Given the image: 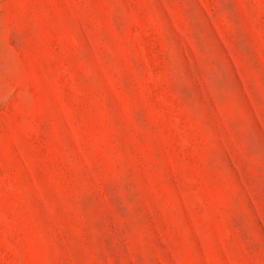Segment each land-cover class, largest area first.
<instances>
[{
  "label": "rangeland",
  "instance_id": "1",
  "mask_svg": "<svg viewBox=\"0 0 264 264\" xmlns=\"http://www.w3.org/2000/svg\"><path fill=\"white\" fill-rule=\"evenodd\" d=\"M0 264H264V0H0Z\"/></svg>",
  "mask_w": 264,
  "mask_h": 264
}]
</instances>
